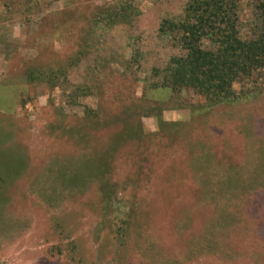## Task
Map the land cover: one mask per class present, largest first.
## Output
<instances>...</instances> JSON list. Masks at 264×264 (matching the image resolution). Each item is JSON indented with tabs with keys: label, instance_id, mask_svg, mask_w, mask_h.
I'll return each mask as SVG.
<instances>
[{
	"label": "rangeland",
	"instance_id": "374dc122",
	"mask_svg": "<svg viewBox=\"0 0 264 264\" xmlns=\"http://www.w3.org/2000/svg\"><path fill=\"white\" fill-rule=\"evenodd\" d=\"M119 2L0 0V264H264V70L224 105L177 96L163 83L188 52L161 28L194 22L189 0H133L109 24ZM238 2L247 40L257 0ZM32 68L48 80L31 82ZM90 129L103 130L96 159L113 157V200L71 186Z\"/></svg>",
	"mask_w": 264,
	"mask_h": 264
},
{
	"label": "trees",
	"instance_id": "16d2710c",
	"mask_svg": "<svg viewBox=\"0 0 264 264\" xmlns=\"http://www.w3.org/2000/svg\"><path fill=\"white\" fill-rule=\"evenodd\" d=\"M238 4V0H189L186 11L189 18L193 19L194 22L187 19L188 23L184 24L165 22L162 25V32L175 35L174 38L179 45H183L188 52L183 59H173L174 65L169 66L171 84H167V82L163 84L166 88L169 86L173 94L179 96L189 93L193 96L206 98L212 106L214 104L224 105L235 98L234 85L240 78L251 76L253 72L258 70H264V0H257V12H255L256 14L252 20L253 23L250 24L251 29L255 27V29H252L254 37L247 40H243L239 36ZM135 9L133 0H120L118 7L109 8V12L104 14L105 21L109 24L127 21L136 13ZM175 30H177V35ZM178 34L182 35L180 40L177 37ZM203 39H209L217 50L213 52L202 49L199 43ZM42 77L39 78L36 69L33 68L27 73V78L32 80L31 82L48 80V76L42 75ZM52 77L54 76L51 75L50 78ZM151 87L158 89L161 88V85L152 84ZM127 102L129 103V106L126 104L128 109L133 107L131 98ZM133 109L138 114L141 112L142 107L141 105L134 106ZM197 113L200 112H196V115H198ZM99 117V115L93 117L96 119L94 123L99 126L98 128L101 125ZM127 117L128 122L122 128V131L125 130L122 138L131 139L138 124L134 120V114H129ZM109 123L111 122L109 121ZM114 129L117 132V126L105 129L107 130L105 138L107 141L108 138L116 135ZM89 133H91L89 140L82 143L84 152L85 149L89 151L81 154L84 160L80 163L74 162L75 164L71 166V186L74 192L76 190L75 193L78 192L80 186L93 187L105 200L109 197L113 200L114 187L109 185L111 164L113 162L112 154L111 152H102L99 153L100 156L96 159L97 153L93 152L94 149L89 147V144L96 142L94 139L96 137L102 139L103 130L96 129L94 132L90 129ZM67 135L68 138L75 140L77 143L82 140L79 135H73V132L67 133ZM145 169H148V172H146L148 174L152 171L150 164ZM109 202H104V208L110 205ZM125 211L122 210V215L118 217L122 225L129 224L131 220L128 215L130 213L129 209ZM101 213L104 214L105 212ZM111 223H114V220H111ZM121 229L120 226L118 231L120 232Z\"/></svg>",
	"mask_w": 264,
	"mask_h": 264
}]
</instances>
